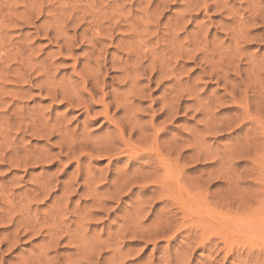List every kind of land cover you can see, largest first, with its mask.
I'll list each match as a JSON object with an SVG mask.
<instances>
[{
	"label": "rangeland",
	"instance_id": "374dc122",
	"mask_svg": "<svg viewBox=\"0 0 264 264\" xmlns=\"http://www.w3.org/2000/svg\"><path fill=\"white\" fill-rule=\"evenodd\" d=\"M187 1L0 0V264H264V0Z\"/></svg>",
	"mask_w": 264,
	"mask_h": 264
},
{
	"label": "bare ground",
	"instance_id": "6f19581e",
	"mask_svg": "<svg viewBox=\"0 0 264 264\" xmlns=\"http://www.w3.org/2000/svg\"><path fill=\"white\" fill-rule=\"evenodd\" d=\"M10 1H11V0H10ZM14 1H15V0H14ZM44 1H45V0H44ZM46 1H47V3H48V0H46ZM188 1H189V0H188ZM188 1H187V2H188ZM217 1H218V0H217ZM12 2H13V1H12ZM184 2H185V1H184ZM190 2H191V1H189L188 3H190ZM8 3H10V2H8ZM41 3H42V2H41ZM185 3H186V2H185ZM13 4H15V3H13ZM194 4H195V3H194ZM194 4H193V5H194ZM186 5H189V4H186ZM190 5H192V4L190 3ZM190 5L188 6V7H189L188 9H190V7H191ZM193 5H192V6H193ZM217 5H218V4H217ZM1 6H2V5H1ZM5 6H6V4H5ZM7 6H8V5H7ZM10 6H11V5H10ZM13 6H14V5H13ZM38 6H39V9H40V5H38ZM8 7H9V6H8ZM77 7H78V6H77ZM218 7H219V6H218ZM225 7H226V6H225ZM6 8H7V7H6ZM11 8H12V6H11ZM27 8H28V6H27ZM33 8H34V7H33ZM35 8H36V7H35ZM43 8H44V7H43ZM1 9H2V8H1ZM29 9H30V8H29ZM37 9H38V8H37ZM37 9H36V10H37ZM186 9H187V8H186ZM196 9H197V8H196ZM12 10H13V8H12ZM34 10H35V9H34ZM34 10H33V11H34ZM3 11H4V9H3ZM28 11H30L32 14H34V12H32L31 10H28ZM43 11H44V10H43ZM187 11H188V10H187ZM6 12H7V11H6ZM6 12H5V14H6V16H7V13H6ZM14 12H16L15 9H14ZM30 12H28V13H30ZM36 12H37V14L39 13L38 11H36ZM46 12H47V11H46ZM10 13H11V12H10ZM188 13H189V11H188ZM35 14H36V13H35ZM45 14H46V13H45ZM49 14H50V13H49ZM252 14H253V13H252ZM10 15H11V14H10ZM38 15H39V14H38ZM38 15H37V16H38ZM46 15H48V14H46ZM11 16L14 17L13 15H11ZM17 16H18V15H17ZM33 16L35 17L36 15H33ZM12 17H11V18H12ZM15 17H16V16H15ZM24 17H25V16H24ZM26 17H28V16H26ZM253 17H254V16H253ZM0 18H1V17H0ZM7 18H8V16H7L5 19H7ZM46 18H47V17H46ZM52 18H53V17H52ZM52 18H51V19H52ZM8 19H9V18H8ZM33 19H34V18H33ZM104 19H105V18H104ZM252 19H253V18H252ZM252 19H251V20H252ZM260 19H261V18H260ZM2 20H3V19H2ZM17 20H19V22H21V21H26L25 18H24V20H22V17H21V19H18V18H17L16 21H17ZM20 20H21V21H20ZM52 20H53V19H52ZM251 20H250V21H251ZM261 20H262V19H261ZM7 21H8V20H7ZM49 21H50V20H49ZM10 22H12V20H10ZM10 22H9V24H13V22H12V23H10ZM26 22H27V21H26ZM26 22H23V23L25 24ZM46 22H47V21H46ZM125 22H126V21H125ZM251 22H254V21H251ZM251 22H250V24H251ZM49 23H50V22H49ZM49 23L47 22V24H49ZM263 23H264V22H263ZM2 24H3V23H2ZM4 24H5V22H4ZM4 24H3V26H4ZM9 24L7 23L6 25H9ZM19 24H20V23H19ZM19 24H18V25H19ZM21 24H22V23H21ZM43 24H44V22H43ZM53 24H54V23H53ZM53 24H52V26H53ZM0 25H1V19H0ZM26 25H27V24H26ZM9 26H10V25H9ZM13 26H14V25L10 26V28L13 27ZM47 26H48V25H47ZM255 26H256V25H255ZM0 27H1V26H0ZM5 27H7V26H4V28H5ZM2 28H3V27H2ZM14 28H15V27H14ZM43 28H45V27H43ZM46 28H47V27H46ZM51 28H52V27H51ZM55 28H56V27H55ZM37 29H38V28H37ZM41 29H42V27H41ZM41 29H40V31H41ZM58 29H59V28H58ZM108 29H109V28H108ZM170 29H171V28H170ZM50 30H51V29H49V32H50ZM42 31H43V29H42ZM52 31H53V30H52ZM55 31H56V30H55ZM57 31H58V30H57ZM109 31H110V30H108V32H109ZM4 32H5V31H4ZM133 33H134V32H133ZM245 33H246V32H245ZM242 34H243V33H242ZM44 35H45V34H44ZM96 35H97V34H96ZM98 35H99V34H98ZM1 36H2V33H1ZM4 36H5V34H4ZM245 36H246V35H245ZM94 37H95V35H94ZM96 37H97V36H96ZM238 37H239V36H238ZM3 38H4V37H3ZM6 38H7V37H6ZM6 38H5V40H6ZM97 38H98V37H97ZM242 38H243V37H242ZM91 39H92V37H91ZM89 40H90V39H89ZM92 40H93V39H92ZM140 41H141V40H140ZM90 42H91V40H90ZM90 42H89V43H90ZM136 42H137V40L135 41V43H136ZM6 43H8V41H7ZM91 43H92V42H91ZM131 43H132V42H131ZM2 44H3V46H2ZM2 44L0 43V45H1L0 47L3 48V47H4V43H2ZM11 44H12V43H11ZM11 44H10V45H11ZM128 44H129V43H128ZM132 44H133V43H132ZM137 44H138V42H137ZM137 44H136V45H137ZM139 44H140V43H139ZM10 45H9V47H10ZM129 45H130V44H129ZM127 46H128V45H127ZM235 46H236V45H235ZM129 47H130V46H129ZM131 47H133V45H132ZM137 47H138V46H137ZM24 48H25V47H24ZM24 48H23V49H24ZM27 48H28V47H27ZM133 48H134V47H133ZM4 49H5V47H4ZM14 49H15V48H14ZM23 49H22V50H23ZM200 49H201V48H200ZM9 50H10V48H9ZM26 50H27V49H26ZM130 50H131V49H130ZM187 50H188V48H187ZM195 50H197V49H195ZM14 51H16V50H13L12 52H13V53H16V52H14ZM135 51H137V50L135 49ZM139 51H140V50H138V52H139ZM10 52H11V50H10ZM10 52H9V53H10ZM18 52H19V51H18ZM131 52H132V51H131ZM9 53H8V54H9ZM20 53H21V52H20ZM23 53H24V51H23ZM134 53H137V52H134V50H133V54H134ZM153 53H154V52H153ZM153 53H151V54H153ZM178 53H179V52H178ZM187 53H188V52H187ZM187 53H186V54H187ZM191 53H192V52H191ZM10 54H11V53H10ZM10 54H9V55H10ZM128 54H129V53H128ZM130 54L132 55V53H130ZM183 54H184V53H183ZM202 54H203V53H202ZM210 54H211V53H210ZM17 55H20V54L17 53L16 56H17ZM25 55H27V54H25ZM98 55H99V54H98ZM137 55H138V53H137ZM184 55H185V54H184ZM187 55H188V54H187ZM3 56H4V55H3ZM11 56H13V54H12ZM22 56H23V55H22ZM138 56H139V55H138ZM138 56H137V57H138ZM141 56H142V55H141ZM150 56H151V55H150ZM185 56H186V55H185ZM191 56H192V55H191ZM18 57H19V58H18ZM20 57H21V56H17V58L19 59V61L22 60V59H20ZM23 57H24V56H23ZM29 57H30V56H29ZM29 57H28V58H29ZM96 57H98V56H96ZM137 57H135V58H137ZM187 57H189V56H187ZM11 58H12V60H13L14 56L11 57ZM24 58L26 59V57H24ZM143 58H144V56H143ZM211 58H212V57H211ZM225 58H226V57H225ZM6 59H7V58H6ZM25 59H24V60H25ZM97 59H98V58H97ZM28 60H29V59H28ZM95 60H96V59H95ZM142 60H143V59H142ZM201 60H202V58H201ZM214 60H215V59H213L212 61L214 62ZM216 60H217V59H216ZM216 60H215V61H216ZM8 61H10V60H8ZM14 61H15V58H14ZM102 61H103V60H102ZM198 61H200V60H198ZM210 61H211V60H210ZM21 62H22V61H21ZM21 62H20V63H21ZM95 62H97V60H96ZM156 62H157V61H156ZM206 62H207V61H206ZM206 62H205V63H206ZM216 62H217V61H216ZM10 63H11V62H10ZM17 63H18V61H17ZM23 63H24V62H23ZM26 63H27V62H26ZM34 63H35V62H34ZM130 63H131V62H130ZM159 63H160V62H159ZM205 63H204V64H205ZM231 63H232V62H231ZM15 64H16V63H15ZM21 64H22V63H21ZM38 64H39V63H38ZM105 64H106V63H105ZM131 64H132V63H131ZM138 64H140V63H138ZM6 65H7V64H6ZM46 65H47V64H46ZM134 65H135V63H134ZM217 65H218V64H217ZM25 66H29V65H28V64H27V65L25 64ZM130 66H132V65H130ZM136 66H137V64H136ZM136 66H135V67H136ZM204 66H205V65H204ZM206 66H207V65H206ZM212 66H213V64H212ZM231 66H232V64H231ZM15 67H16V66H15ZM21 67H22V66H21ZM29 67H30V66H29ZM29 67H28V68H29ZM41 67H42V66H41ZM105 67H106V66H105ZM133 67H134V66H132V68H133ZM207 67H209V66H207ZM225 67H226V66H225ZM229 67H230V66H229ZM250 67H251V65H250ZM26 68H27V67H26ZM42 68H43V67H42ZM128 68H129V67H128ZM137 68H138V67H137ZM142 68H143V67H142ZM167 68H168V67H167ZM216 68H217V67H216ZM2 69H3V68H2ZM22 69H23V68H22ZM36 69H40V68H36ZM146 69H148V67H147ZM156 69H157V68H156ZM206 69H208V68H206ZM209 69H210V68H209ZM29 70H32L31 67H30ZM41 70H42V69H41ZM101 70H102V69H101ZM128 70H129V69H128ZM135 70H136V69H135ZM135 70H134V71H135ZM152 70H153V69H152ZM157 70H158V69H157ZM17 71H18V70H17ZM23 71H25V70H23ZM27 71H28V70H27ZM27 71H26V72H27ZM33 71H34V70H33ZM35 71H36V70H35ZM46 71H47V69H46ZM89 71H91V69H90ZM102 71H103V70H102ZM141 71H142V70H141ZM150 71H151V70H150ZM159 71H160V70H159ZM163 71H166V69L163 70ZM28 72H29V71H28ZM40 72H41V71H40ZM48 72H49V71H48ZM136 72H137V70H136ZM136 72H134V73H136ZM138 72H140V71H138ZM168 72H169V70L167 71V73H168ZM22 73H24V72H22ZM34 73H35V72H34ZM36 73H37V71H36ZM88 73H89V72H88ZM90 73H91V72H90ZM142 73H143V72H142ZM146 73H147V72H146ZM154 73H155V72H154ZM157 73H158V72H157ZM208 73H210V72H208ZM228 73H229V72H228ZM8 74H10V73H8ZM27 74H28V73H27ZM46 74H47V73H46ZM94 74H95V72H94ZM96 74H97V73H96ZM161 74H162V73L160 72V75H161ZM170 74H171V73H170ZM172 74H173V73H172ZM22 75H23V74H22ZM44 75H45V74H44ZM49 75H50V74H49ZM90 75H91V74H90ZM131 75H133V76H131ZM131 75H130L131 77L128 76V75H127V76L130 77V80H132V82H133V81H134L133 78H135L136 75H139V74H131ZM134 75H135V76H134ZM149 75H150V74H149ZM160 75H159V76H160ZM162 75H163V74H162ZM208 75H209V74H208ZM217 75H218V74H217ZM4 76H5V75H4ZM8 76H9V75H8ZM25 76H26V75H25ZM29 76H30V75H29ZM154 76H155V75H154ZM12 77H14V76H12ZM22 77H23V76H22ZM31 77H32V75H31ZM31 77H30V78H31ZM132 77H133V78H132ZM140 77H141V76H140ZM213 77H214V76H213ZM6 78H7V77H6ZM14 78H15V77H14ZM136 78H139V77H136ZM136 78H135V80H136ZM152 78H153V77H152ZM157 78H158V77H157ZM160 78H161V76H160ZM221 78H222V77H221ZM25 79H26V78H25ZM127 79H128V78H127ZM158 79H159V78H158ZM222 79H223V78H222ZM222 79H221V80H222ZM26 80H27V79H26ZM93 80H94V79H93ZM128 80H129V79H128ZM130 80H129V82H130ZM35 81H36V79H35ZM88 81H89V80H88ZM3 82H4V81H3ZM28 82H29V81H28ZM38 82H39V81H38ZM89 82H90V81H89ZM177 82H178V81H177ZM16 83H17V82H16ZM32 83H33V82H32ZM32 83H31V84H32ZM42 83H43V82H42ZM42 83H40V85H41ZM46 83H47V82H46ZM46 83H45V84H46ZM48 83H49V82H48ZM92 83H93V82H92ZM21 84H25V83H21ZM130 84H131V82H130ZM133 84H134V83H133ZM28 85H29V84H28ZM43 85H44V84H43ZM46 85H47V84H46ZM46 85H44L45 88H46ZM48 85H49V84H48ZM52 85H53V83H52ZM134 85L136 86V84H134ZM92 86H93V85H92ZM98 86H99V84H98ZM42 87H43V86H42ZM42 87H41V88H42ZM93 87H94V86H93ZM136 87H137V86H136ZM0 88H1V87H0ZM47 88H48V87H47ZM47 88H46V89H47ZM49 88H50V87H49ZM49 88H48V90H46V89H43V90L50 91L52 87L50 88V90H49ZM96 88H97V85H96ZM90 89H91V88H90ZM133 89H134V87H133ZM136 89H137V88H136ZM136 89H134V91H135ZM81 90H82V89H81ZM98 91H99V90H98ZM234 91H235V90H234ZM92 92H93V91H92ZM99 92H100V91H99ZM129 92H130V91H129ZM182 92H183V91H182ZM186 92H187V90H186ZM189 92H190V90H189ZM88 93H89V92H88ZM94 93H96V92H94ZM190 93H191V92H190ZM48 94H49V93H48ZM53 94H55L54 90H53ZM76 94H77V93H76ZM167 94H168V93H167ZM167 94H166V95H167ZM51 95H52V94H51ZM94 95H95V94H94ZM175 95H176V94H175ZM175 95H173V99L175 98V97H174ZM178 95H179V94H178ZM187 95H189V93H187ZM191 95H192V93H191ZM57 96H58V95H57ZM66 97H67V96H66ZM171 97H172V96H171ZM2 99H3V98H2ZM64 99H65V98H64ZM66 99H67V98H66ZM0 100H1V99H0ZM90 100H91V101L93 100V95L90 96ZM171 100H172V99H171ZM171 100H170V102H171ZM175 100H176V99H175ZM230 100H231V99H230ZM100 101H101V100H100ZM122 101H123V100H122ZM124 101H125V100H124ZM177 101H178V100H177ZM101 102H102V101H101ZM118 102H121V101H118ZM118 102L116 103L117 106H118ZM164 102H165V101H164ZM102 103H103V102H102ZM171 103H173V102H171ZM1 104H2V102H1ZM3 104H4V103H3ZM3 104H2V105H3ZM119 104H120V103H119ZM169 104H170V103H169ZM175 104H176V103H175ZM81 105H82V104H81ZM121 105H122V104H121ZM121 105H120V109H121V107H122ZM166 105H167V104H166ZM170 105H171V104H170ZM112 106H115V103H114ZM174 106H175V105H174ZM174 106H173V107H174ZM124 107H125V106H124ZM169 107H170V106H169ZM1 108H3V107L1 106ZM114 108H115V107H114ZM175 108H176V106H175ZM4 109H5V108H4ZM122 109H123V108H122ZM171 109H172V108H171ZM165 110H166V109H165ZM108 111H109V107H108V106H104V115H105V118H106V120L110 121V119L108 118ZM174 111H175V110H174ZM174 111H173V114H174ZM0 112H1V111H0ZM169 112H170V111H169ZM171 112H172V110H171ZM1 113H2V112H1ZM6 114H7V113H6ZM101 114H102V113H101ZM170 114H171V113H170ZM19 115H20V113H19ZM19 115H18V116H19ZM26 115H27V114H26ZM167 115H168V114H167ZM247 115H248V114H247ZM10 116H11V115H10ZM10 116H9V117H10ZM2 117H3V116H2ZM5 117H6V116H5ZM5 117H4V118H5ZM7 117H8V116H7ZM9 117H8V119H9ZM20 117H21V116H20ZM20 117H19V118H20ZM25 117H27V116H25ZM37 117H38V116H37ZM10 118H11V117H10ZM14 118H15V117H14ZM42 118L45 119L44 116H43ZM42 118H39V119L42 120ZM111 118H112V117H111ZM123 118H124V116H123ZM22 119H23V118H22ZM27 119H29V118H27ZM10 120H11V119H10ZM20 120H21V119H20ZM35 120H36V118H35ZM6 121H7V120H6ZM6 121H3V122H6ZM18 121H19V120H18ZM31 121H32V120H31ZM45 121H46V120H45ZM1 122H2V121H1ZM1 122H0V124H1ZM3 122H2V123H3ZM119 122H120V120H119ZM133 122H134V121H133ZM11 123H12V122H11ZM15 123H16V122H15ZM116 123H117V122H116ZM116 123H115V121H114V123H113L114 126H115V128H116L115 130L119 133V135H120V134L122 135V131H121L122 129H121V127H120L119 125H117ZM123 123H125V121H124ZM126 123H127V122H126ZM231 123H232V122H231ZM3 124H4V123H3ZM6 124H7V123H6ZM18 124H19V123H18ZM20 124H21V123H20ZM36 124H37V123H36ZM41 124H42V123H41ZM45 124H46V123H45ZM55 124H56V123H55ZM57 124H58V123H57ZM60 124H61V123H60ZM7 125H8V124H7ZM9 125H10V124H9ZM9 125H8V126H9ZM12 125H14V124L12 123ZM128 125H129V124H128ZM131 125H132V122H131ZM131 125H130V126H131ZM133 125H134V124H133ZM2 126H3V125H2ZM10 126H11V125H10ZM14 126H16V127H17V130H19V129H18V126H19V125L17 126V124H16V125H14ZM22 126L24 127L23 129H27V131H28V130H31V131L37 133V135H38L39 137H40V136H41V137L46 136V137H47L46 139H48V136L52 135V133L49 132V130H50L49 127H47L49 130H46V129H42V130H41L42 126H43V128H44V125H40V126H38V125H35V124H31V123H30V125L28 124V127H27V126H24V125H22ZM46 126H47V125H45V128H46ZM48 126H49V125H48ZM3 127H5V126H3ZM11 127H12V126H11ZM39 127H40V130H39ZM50 127H52V126H50ZM61 127H62V126H61ZM126 127H127V126H126ZM135 127H136V126H135ZM135 127H134V128H135ZM153 127H154V126H153ZM7 128H8V127H7ZM19 128H20V126H19ZM52 128H53V127H52ZM130 128H131V127H130ZM230 128H231V127H230ZM11 129H13V128H11ZM11 129H10V130H11ZM56 129H57V128H56ZM132 129H133V128H132ZM0 130H1V129H0ZM5 130H6V128H5ZM14 130H15V129H14ZM17 130H16V132H17ZM134 131H135V130H134ZM156 131H158V130H156ZM1 132H4V131L1 130ZM6 132H8V131L6 130ZM16 132L14 131V133H16ZM25 132H26V131H25ZM57 132H58V131H57ZM12 133H13V132H12ZM38 133H39V134H38ZM59 133H60V132H59ZM142 133H143V132H141V134H142ZM61 134H62V133H61ZM75 134H76V133H75ZM3 135H4V134H3ZM3 135H1V137H2ZM16 135H17V134H16ZM59 135H60V134H59ZM65 135H66V134H65ZM72 135H73V133H72ZM72 135H71V136H72ZM78 135H79V134H78ZM134 135H135V134H134ZM9 136H10V135H9ZM38 136H37V137H38ZM88 136H90V134H89ZM139 136H140V133H139L138 137H139ZM143 136H144V135H143ZM1 137H0V139H2ZM6 137H7V136H6ZM6 137H5V138H6ZM54 137H55V136H54ZM61 137H63V136H61ZM75 137H76V136H75ZM77 137H78V136H77ZM117 137H118V136H117ZM140 137L142 138V136H140ZM144 137H145V136H144ZM151 137H152V136H151ZM3 138H4V137H3ZM5 138H4V139H5ZM8 138H10V137H8ZM8 138H7V140H8L7 142L12 141L11 138H10L11 140L8 139ZM56 138H58V137H56ZM64 138H65V137H64ZM68 138H69V137H68ZM84 138H85V137H83L82 140H83V142H84V141L86 142V138H85V139H84ZM115 138H116V136H115ZM115 138H114V139H115ZM118 138H119V137H118ZM118 138H117V139H118ZM4 139H3V140H4ZM42 139H43V138H42ZM60 139H61V138H60ZM65 139H66V138H65ZM69 139H70V138H69ZM78 139H79V137H78ZM117 139H115V141H117ZM148 139H149V138H148ZM58 140H59V139H58ZM74 140H75V139H74ZM91 140H92V139H91ZM110 140H111V139H110ZM112 140H113V137H112ZM120 140L123 142L122 139H120ZM140 140H141V139H140ZM5 141H6V139H5ZM47 141H48V140H47ZM60 141L62 142V140H60ZM105 141H108V140L106 139ZM113 141H114V140H113ZM113 141H112V142H113ZM1 142H2V141H1ZM74 142H75V141H74ZM112 142H110V143H112ZM122 142H121V143H122ZM132 142H133V141H131V143H132ZM141 142H142V141H141ZM141 142H140V143H141ZM71 143H72L73 146L71 145ZM86 143H87V142H86ZM105 143H106V142H105ZM115 143H116V142H115ZM123 143H124V142H123ZM123 143H122V144H123ZM143 143H145V142H143ZM146 143H147V142H146ZM155 143H156V142H155ZM171 143H172V141H171ZM14 144H15V143H14ZM116 144H117V143H116ZM135 144H136V143H135ZM138 144H139V142H138ZM150 144H151V143H150ZM176 144H177V143H176ZM10 145H11V143H10ZM77 145H78V142H77V144H76V142H75V143H73V142H70V143L68 142V143H66V142H65L63 148H65L66 150H72V151H73L74 149H75V150H77L78 148L80 149V147H76ZM79 145H80V143H79ZM84 145H87V144H84ZM90 145H92V144H90ZM123 145H125L124 148L126 149V151H127V150H128V151H131V149L133 148V145H134V144H132V145H129V144L126 145V144H123ZM173 145H174V143H173ZM87 146H89V145H87ZM109 146H110V145H109ZM111 146H112V145H111ZM111 146H110V147H111ZM134 146H135V145H134ZM169 146H171V145H169ZM90 147H91V146H90ZM92 147H93V146H92ZM176 147H178V146L176 145ZM73 148H74V149H73ZM108 148H109V147H108ZM167 148L169 149V147H167ZM171 148L173 149L172 146H171ZM171 148H170V149H171ZM16 149H17V148H16ZM61 149H62V148H61ZM79 149H78V150H79ZM84 149H85V147H84ZM87 149H88V147H87ZM91 149H92V148H91ZM93 149H94V148H93ZM99 149H100V148H99ZM141 149H142V148H141ZM150 149H151V148H150ZM147 150H148V149H147ZM173 150H174V149H173ZM120 151H121V149H120ZM150 151H151V150H150ZM171 151H172V150H171ZM115 152H116V151H115ZM164 152H165V151H164ZM173 152H174V151H173ZM22 153H24V152H22ZM70 153H71V152H70ZM74 153H75V152H74ZM166 153H168V152H165V155H166ZM174 153H175V152H174ZM40 154H41V153H40ZM40 154H39V155H40ZM111 154H112V153H111ZM176 154H177V153H176ZM176 154H175V155H176ZM18 155H19V154H17V152H15V149H13L12 147L10 148L9 144L7 145V143H4V144L2 143V145H0V160H2L3 162L9 163L11 166L16 165V164H20V163H21V164H24V163L26 162V161L24 160V157H23V158H20L21 155H19V156H18ZM42 155H43V153H42ZM43 156H44V155H43ZM45 156H46V155H45ZM45 156H44V157H45ZM172 156H173V155H172ZM26 157H27V159H29V158H28L29 156H26ZM26 157H25V158H26ZM175 157H176V156H175ZM170 158H172V157H170ZM23 160L25 161L24 163H22ZM30 160H31V161H30ZM30 160H29V162H32V161H33L32 159H30ZM45 160H46V158H45ZM156 160H157V159H156ZM175 160H176V158H175ZM41 161H43L42 158H41ZM173 161H174V159H173ZM26 163H27V162H26ZM148 164H149V163H148ZM157 164H158V162H157ZM24 165H25V164H24ZM24 165H22V166H24ZM142 165H143V164H142ZM160 165H161V164H160ZM20 166H21V165H20ZM25 166H26V165H25ZM16 167H17V166H16ZM149 167H150V166H149ZM161 167H162V165H161ZM158 168H160V167H158ZM133 174H134V173H133ZM135 174H136V173H135ZM137 174H138V172H137ZM139 174H140V173H139ZM139 174H138V175H139ZM138 175H137V176H138ZM143 175H144V174H143ZM131 176H132V175H131ZM125 177H126V176H125ZM126 178H127V177H126ZM135 178H136V177H135ZM150 179H151V178H150ZM137 180H138V179H137ZM123 181H124V180H123ZM150 183H151V182H150ZM150 183H148V184H150ZM156 183L158 184V182H156ZM159 184H160V183H159ZM146 185H147V184H146ZM43 186H44V185H43ZM45 187H47V186L45 185ZM122 187H123V186H122ZM124 187H125V186H124ZM129 187H130V186H129ZM44 189H45V188H44ZM42 190H43V189H42ZM45 191H47V190H45ZM45 191H44V193H45ZM92 191H93V190H92ZM39 192H40V190H39ZM120 192H121V191H120ZM42 194H43V192H42ZM122 194H123V193H122ZM25 196H26V195H25ZM28 196H29V195H28ZM114 196H115V195H114ZM26 198H27V197H26ZM4 199H5V198H4ZM29 199H30V198H29ZM29 199H28V200H29ZM20 200H21V199H20ZM6 201H7V200H6ZM12 201H13V200H12ZM13 202H14V201H13ZM24 202H25V201H24ZM4 203H5V202H4ZM20 203H21V202H20ZM1 204H2V203H1ZM5 204H6V203H5ZM12 204H14V203H12ZM16 206H17V204H16ZM10 207H11V206H9V208H10ZM12 208H13V206H12ZM21 209H23V208H21ZM26 209H27V208H26ZM26 209H25V210H26ZM13 210H15V209H13ZM29 210H30V209H29ZM23 211H24V210H23ZM26 211H27V210H26ZM17 212H18V211H17ZM19 212H20V211H19ZM19 212H18V213H19ZM13 213H14V212H13ZM20 213H22V212H20ZM9 214H10V213H8V217H11ZM14 214H15V213H14ZM17 215H18V214H17ZM2 216H3V214H2ZM12 216H13V215H12ZM15 216H16V214H15ZM8 217H7V214H6L5 219L8 218ZM17 217H18V216H17ZM11 218H12V217H11ZM13 218H14V217H13ZM22 218H23V217H22ZM22 218H21V219H22ZM2 219L4 220V217H2V218L0 217V221H1ZM18 219H19V218H18ZM21 219H19V220H21ZM8 220L11 221L12 226H13V225L16 226V225L18 224V222H16V223L14 224L13 220H11V219H8ZM25 220H26V219H24L23 221L25 222ZM28 220H29V218H28ZM32 220H33V219H32ZM32 220H31V218H30V223H31ZM5 221H6V220H5ZM14 221H15V220H14ZM1 222H2V221H1ZM6 222H8V221H6ZM9 223H10V222H9ZM20 223H21V222H20ZM20 223H19V224H20ZM25 223H26V222H25ZM25 223H24V224H25ZM32 223H33V221H32ZM32 223H31V224H32ZM136 223L139 224L138 221H137ZM61 224H62V223H60L59 225H61ZM138 224H137V225H138ZM27 225H29V224L27 223ZM32 225H33V224H32ZM139 225H140V224H139ZM21 226L24 227L25 225H24V226L21 225ZM21 226H17V228H18V227H21ZM29 226H30V225H29ZM32 227H33V226H32ZM13 228H14V227H13ZM17 228L15 227L14 229H16V231H18ZM27 228H28V227H27ZM138 228H139V229L141 228V230H142L141 225H140ZM20 229H21V228H20ZM24 229H25V227H24ZM24 229H23V230H24ZM56 229H57V231H54L53 234H55V233L58 232V229H59V228H58V227H55V230H56ZM51 230H52V229H51ZM26 231H27V230H26ZM128 231H130V230H128ZM14 232H15V231H14ZM52 232H53V231H52ZM130 233H131V232H130ZM15 234H16V233H15ZM50 234H52L51 231H50ZM53 234H52V235H53ZM17 236H18V235H17ZM17 236L14 235V234L12 233V240L14 241V240L16 239ZM49 236H51V235H49ZM56 236H58V234H57ZM56 236L54 235V236H53L54 238H53V237H52V238L55 239ZM137 237H138V235H137ZM83 238H84V237H83ZM139 239H140V238H139ZM73 240H75V239H73ZM13 241H12V242H13ZM80 241H82V239H81ZM80 241H78V242H80ZM71 242H73V241H71ZM74 242L76 243V246H78V245H77V242H76V241H74ZM74 242H73V244H74ZM80 243H81V242H80ZM80 243H79V244H80ZM93 243H94V242H93ZM95 243H96V242H95ZM97 243H98V242H97ZM68 244H69V243H68ZM71 244H72V243H71ZM99 244H100V243H99ZM11 245H12V244H11ZM84 247H85V246H84ZM87 247H88V246H87ZM89 247H90V246H89ZM82 248H83V247H82ZM90 248H91V247H90ZM84 249H85V248H84ZM92 249H93V248H92ZM85 250H87V249H85ZM92 251H93V250H92ZM90 252H91V251H90V249H89L88 254H90ZM91 253H92V252H91ZM88 256H89V255H88ZM91 259H92V258H91ZM79 260H80L79 263H81V262H82L81 259H79ZM79 260H78V261H79ZM84 261H85V260H84ZM86 261H88V259H87ZM90 261H91V260H90ZM88 263H89V262H88ZM76 264H77V263H76Z\"/></svg>",
	"mask_w": 264,
	"mask_h": 264
}]
</instances>
